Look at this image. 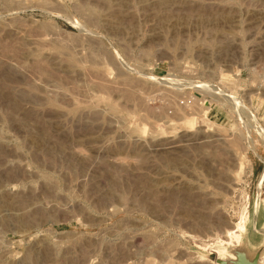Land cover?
I'll use <instances>...</instances> for the list:
<instances>
[{
  "label": "rangeland",
  "instance_id": "obj_1",
  "mask_svg": "<svg viewBox=\"0 0 264 264\" xmlns=\"http://www.w3.org/2000/svg\"><path fill=\"white\" fill-rule=\"evenodd\" d=\"M218 246L264 264V0H0V264Z\"/></svg>",
  "mask_w": 264,
  "mask_h": 264
},
{
  "label": "water",
  "instance_id": "obj_2",
  "mask_svg": "<svg viewBox=\"0 0 264 264\" xmlns=\"http://www.w3.org/2000/svg\"><path fill=\"white\" fill-rule=\"evenodd\" d=\"M262 248L255 251L251 256L247 254L244 246L233 248L231 251L235 255V259L231 260L228 258H216L215 262L219 264H258L260 253Z\"/></svg>",
  "mask_w": 264,
  "mask_h": 264
},
{
  "label": "bare ground",
  "instance_id": "obj_3",
  "mask_svg": "<svg viewBox=\"0 0 264 264\" xmlns=\"http://www.w3.org/2000/svg\"><path fill=\"white\" fill-rule=\"evenodd\" d=\"M243 170V169H242ZM242 173H243V171H242ZM260 186V185H259ZM258 186V187H259ZM244 228V225L242 226V227H238V229L239 230H242ZM237 236V235H236ZM240 242H242V238H241V236L239 235V238L237 239V241H236V243H239L240 244ZM220 246V245H219ZM216 247V252L218 253V258H224L225 256H224V254L226 255V257L228 258V259H231V260H234L235 259V255L232 253V252H225V250L223 249V248H221V247ZM222 246V245H221ZM214 249V248H213ZM212 249V250H213ZM261 256H260V258H259V261H258V264H261V262H262V260H261ZM212 264H219V263H216V262H212Z\"/></svg>",
  "mask_w": 264,
  "mask_h": 264
},
{
  "label": "flooded vegetation",
  "instance_id": "obj_4",
  "mask_svg": "<svg viewBox=\"0 0 264 264\" xmlns=\"http://www.w3.org/2000/svg\"><path fill=\"white\" fill-rule=\"evenodd\" d=\"M238 238H239V235L235 236V241H237Z\"/></svg>",
  "mask_w": 264,
  "mask_h": 264
}]
</instances>
